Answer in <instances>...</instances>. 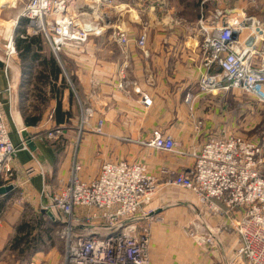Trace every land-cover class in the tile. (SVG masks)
Instances as JSON below:
<instances>
[{
    "label": "crops",
    "instance_id": "0c3cea01",
    "mask_svg": "<svg viewBox=\"0 0 264 264\" xmlns=\"http://www.w3.org/2000/svg\"><path fill=\"white\" fill-rule=\"evenodd\" d=\"M10 1L15 0L3 1L1 6ZM202 1L181 0L178 3L168 0L166 9L159 8L155 13L147 9L146 4L136 5L138 11L130 8L129 4H123L139 15L138 20L132 19V12L126 9L122 20L115 25L117 27L120 22L126 24L130 37L128 46L117 44L110 29L102 37L92 38L82 47L67 49L63 54V64H59L62 73L56 79L49 76L48 68L40 69L38 62L30 63V66L28 62L25 69L20 56L14 58L12 66L8 68L0 61L2 112L10 139L16 146L28 141V149L19 152L12 164L13 175L17 176L18 183L26 186L29 195L34 196L43 189L42 173L48 175L54 172L56 181L53 183L57 186L61 180H68L74 155L83 165L82 177L85 180L97 177L104 162L120 160L144 164L151 176L165 180L167 177L164 178L162 174L164 170L186 172L193 168L194 159L185 154L180 156L149 147L148 143L155 132L173 137L181 147L184 145L193 152L200 150L211 135H240L243 115L241 102L237 104L236 92L225 98L217 93L215 97L198 95L193 105V115L204 121L201 137L196 135L195 120L190 117V106L186 103L187 93L197 90L199 80L206 71L201 39L193 29L201 17ZM259 2L264 4V0ZM219 6L222 9H242L251 5L240 0H220ZM23 8V3H17L16 6L0 10V19L13 26ZM255 19L264 25V17ZM145 25L147 41L142 50L138 46V39ZM42 53L47 61L54 57L47 47ZM40 74L46 76L43 81L39 79ZM73 80L79 87H75ZM121 85L127 88L130 95L120 89ZM134 85L152 97L153 106L150 109L140 106ZM9 86H12L11 94H7ZM227 97L234 100V111L231 113L225 111ZM85 108L92 110V116H86ZM251 123L252 132L259 121L253 118ZM100 127L101 133L98 132ZM58 130L61 136L48 137V134ZM262 136L264 140V133ZM79 137V146L73 155V140L76 142ZM261 137L256 136V139L262 142ZM129 149L134 153H130ZM107 157L113 160H107ZM30 168L35 169L36 173L28 178L27 170ZM9 194L0 195V200L8 199ZM162 203L163 199H155L143 209H154L163 216L158 217L156 222L160 224H154L151 230L152 264H236L235 252L240 240L234 234L227 235L230 231L226 229L230 226L229 220L207 216L205 221L217 233L219 243L212 249L214 251L208 247L196 250L192 247L195 244L186 239L175 243L168 236H163L164 228L172 222L175 226L176 220L184 223L190 216L180 220L178 216L175 218L174 210L166 214ZM188 203L192 209L200 208L195 199H189Z\"/></svg>",
    "mask_w": 264,
    "mask_h": 264
},
{
    "label": "built area",
    "instance_id": "2783aa9c",
    "mask_svg": "<svg viewBox=\"0 0 264 264\" xmlns=\"http://www.w3.org/2000/svg\"><path fill=\"white\" fill-rule=\"evenodd\" d=\"M240 1L251 6L257 4V0ZM17 3L24 6L18 20L28 21L26 35L41 36L61 64L60 56L67 49L82 47L110 29L117 44L125 47L130 43L126 24L122 22L117 27L113 24V17L123 18L124 11L130 10L119 0H16ZM166 3L168 0H156L147 9L155 13L159 8L166 9ZM219 5L220 0H203L201 17L193 27L201 39L206 70L199 80L200 93L210 96L240 91L264 105V25L243 9H222ZM137 16L135 20L139 19ZM16 24L4 45H0V51L10 59L17 55ZM146 27L138 39L142 50L147 41ZM120 89L130 95L124 85ZM133 90L139 95L141 107L148 110L153 106L148 93L138 85ZM8 93H12V86ZM1 96L2 92L0 189L9 186L16 189L17 185L8 180L10 173L13 174V162L19 152L28 149V141H23L21 146L12 143ZM192 100L193 96L187 94L186 103L190 105ZM85 114L92 116V110L85 108ZM203 125L202 120H196V131L203 129ZM98 132L101 133V127ZM60 134L58 130L50 133L49 138ZM148 146L165 153H179L182 148L176 139L159 132L153 134ZM263 154L264 144L223 134L211 137L198 153H193L192 169L178 174L162 172L169 185L198 196L206 208L205 218H229L239 212V218L226 229L239 236L241 245L237 255L246 264H264ZM83 170L74 155L68 180H61L55 188L44 185L41 192L47 200L43 212L63 227L61 235L66 248L60 264H151L153 215L143 209L152 202L158 180L144 164L123 160L104 162L97 177L89 180L83 179ZM35 173L33 168L27 170L28 177ZM202 228L200 231L196 228L191 235L199 246L211 247L215 237L208 226L203 224Z\"/></svg>",
    "mask_w": 264,
    "mask_h": 264
},
{
    "label": "rangeland",
    "instance_id": "374dc122",
    "mask_svg": "<svg viewBox=\"0 0 264 264\" xmlns=\"http://www.w3.org/2000/svg\"><path fill=\"white\" fill-rule=\"evenodd\" d=\"M3 1H7V0H0V10H4L5 8L16 6L15 2L13 4L11 1V3H9L8 7H2L1 3ZM119 1L122 4L131 5V8H134V9H136V11H138L136 5L139 6V4H141V5L146 4L148 7V6L152 5L156 0H143L142 2H141V0H119ZM175 1H178V3L181 2V0H175ZM182 1H185V0H182ZM200 5H201V3H200ZM242 9L246 11L248 16H251L253 18L259 17L261 19L264 17V4L259 2V0H257L256 5L250 6V7L248 6L247 8L243 7ZM17 11H19V10H17ZM11 13H15V12H11ZM132 15H133L132 19H134V18H136L137 13L136 12L134 14L132 13ZM112 20H113V24L115 25V24H118V22L122 20V17H120V18L113 17ZM19 21L20 20H17L15 22V24L17 23L16 24V30L19 29V27L21 25L19 23ZM257 21H260V20H257ZM120 23H122V22H120ZM15 24H13V26ZM13 26H12V24H6L2 19H0V40H2V45H4L5 39H8V35L12 31ZM194 26H195V24H194ZM28 28H29V24H27V26H26V32H27ZM16 30H15V36H16ZM0 45H1V43H0ZM16 51H17V55H15L11 58V63L13 62L12 60L14 58H18L20 56V52L17 50V48H16ZM63 54L64 53H62L60 56L62 61L64 59ZM3 57H4V59H2ZM0 61L6 63L5 52H3V51H0ZM58 63L60 64L59 61H58ZM72 83L74 84V82H72ZM9 87H8V89H9ZM74 91H75V88H74ZM234 92H236V94H237V96H236L237 104H238V101L241 102L240 103L241 104L240 110L242 109V115H243L242 132L239 133L240 135L237 134V137L245 139V141H248V142L250 141V142L260 143L263 145L264 140H263V136L261 137V135L264 133V105L257 104L253 97L241 94L240 91L222 92L219 94V96H224V98H225L226 96L234 94ZM7 94H9L8 90H7ZM187 94H191L193 96V100L191 101V104L189 105L190 110H191L190 117L195 120L194 123L196 126V120H198L199 118H197L195 115H193V113H194L193 105H194L198 95L203 96L199 90V83L197 85V90L195 92H189ZM210 96L215 97V95H212V94ZM204 97H207V96H204ZM228 100H229V102H228ZM226 103H227V106L225 107V111L226 112L229 111V113L233 112L234 111V108H233L234 100H233V98L229 99L227 97ZM237 110H238V108H237ZM253 118H257V120L259 121V124H257L258 128L256 127L255 128L256 130L253 129L255 131L251 132L250 128L252 129V127H251L252 123L251 122H252ZM203 123H204V121H203ZM246 125H248L249 127L246 128ZM203 130H204V125H203V129H201L199 132L196 131V135L201 137V135L203 134ZM229 135H230V133H229ZM234 135L235 134H231V136H234ZM256 136L257 137L260 136L263 141L261 142L258 140V138L256 139ZM48 137H49V134H48ZM211 137H216V136L211 135ZM80 139H81V137H79V139L77 138L76 142H74L75 140H73V143H74L73 155L75 153L76 147L79 146L78 141ZM257 141H259V142H257ZM200 150L193 152L192 149L185 148L183 145V147L181 149H179V151H178L179 153H176V154L180 155V156L188 155V156L192 157L193 153H198ZM129 152L134 153V151L130 150V149H129ZM73 155H72V157H73ZM111 158L112 157H107V160H110ZM112 160H113V158H112ZM70 164H71V162L69 163V165ZM261 166H262L261 169H262L263 174H264V154L262 156V165ZM166 171H169V170H164L163 172H166ZM178 173H180V172H177V174ZM10 174L12 176L9 177L8 182L9 183L14 182L19 187H17L15 189V191H13L12 193L9 194V196L7 197L8 199L3 200L5 202L0 200V264H60V262L64 256L65 248H66L65 247L66 246L65 241L62 239V235H61V231L63 229L62 225L58 224V222L51 219L47 213L43 212L42 207L45 206V204L47 203V200L45 199V197L42 196V194H41L42 190H41V192H36L34 196H31L25 190L26 186L21 185L20 182L18 183L17 176L15 177V175H13L12 173H10ZM46 174L43 175L44 185H49L52 188H55L57 186V185H54V183L56 181L55 173L53 172V174H48V175H46ZM28 178H30V177H28ZM164 178H165V176H164ZM3 181L6 182L5 179H3ZM155 199H158V200L163 199L162 208H164V211H163L164 213H165V210L167 211L166 214H170L171 211L174 210L176 212L175 218L178 216L180 218V220L181 219L186 220L187 217L190 216V219L187 222L181 223L180 221L176 220L177 224H175V226L172 225L173 224V222H172L170 225L167 226V228H164L163 236H168L169 238H171L170 240L172 242H175V243H181V241L183 239H186L191 244H193V243L195 244L194 246H192V245L191 246L194 247L196 250L197 249L203 250L202 248H205V247L199 246L197 244V240L195 238H193L191 235L194 231L196 232V228H198L199 231L202 230L203 224H205L209 228L208 223L205 221L206 218L204 215L206 208H204L203 204L200 202V199H198V196L195 195L194 193L190 192V191H186V190H182V189L172 187L171 185H169V180L167 178H165V180L164 179L158 180L157 191H156V194H155L152 202H154ZM166 199H169V201H166ZM189 199H195V201L198 202V205L200 206V208H198V207L193 208V209L190 208L189 207L190 204L188 203ZM152 202L148 206H150L152 204ZM150 210H151L152 215H153V222H152V229H151V230H153L154 224L155 225L160 224L159 222H156L158 217L162 218L163 216L158 214V212H156L154 209H150ZM238 214H239V212H236L235 214H232L231 217H229V218L226 217V219L229 220V222L231 224L236 219L239 218ZM195 219H196V221H195ZM166 222L168 223V220H166ZM188 224H189V226L187 228H185ZM22 226H28L29 227L28 235H26L27 231L20 233V228ZM209 230L213 233V235L215 237V239H214L215 243L211 247L208 246V248H210L211 251H214L212 249H214L217 246V244L219 243V239H218L217 233H215L214 230H212L211 228H209ZM227 233H228L227 235L234 234V235L238 236L236 234V232L233 230H230ZM22 236H26L28 241L26 243H21L19 245L18 242L20 240V237H22ZM160 236H161V234H160ZM239 240H240V238H239ZM171 241H170V243H172ZM152 242H154V241H152ZM239 242L241 245V240ZM240 245H239V247H240ZM191 251L194 252L195 250L193 249ZM237 251H238V249L235 252V254H236L235 259L237 261L236 264H246V261H243V260L240 261L238 259ZM187 252L189 253V250H187ZM150 257H151V253H150ZM151 264H152V261H151Z\"/></svg>",
    "mask_w": 264,
    "mask_h": 264
},
{
    "label": "trees",
    "instance_id": "16d2710c",
    "mask_svg": "<svg viewBox=\"0 0 264 264\" xmlns=\"http://www.w3.org/2000/svg\"><path fill=\"white\" fill-rule=\"evenodd\" d=\"M19 23L21 24L19 29L16 30V36H15V44H16V48L17 50L20 52V58L24 64V66L26 67L25 69H27L28 67L26 66V64L28 63V65L30 63L35 64L36 62H38V66L40 67V69H44V68H48L50 71V75L52 77V79H56L58 77L59 74L62 73V69L57 61L56 58H54L53 56L47 61L46 58L43 56L44 49L47 47L49 48L48 44L46 43V41L41 37V36H36V37H29L26 35V26L28 24L27 20H23L21 19L19 21ZM50 49V48H49ZM31 65V64H30ZM29 65V66H30ZM32 68V66L30 67V69ZM45 75L40 74V81H43L45 79ZM75 87H79L77 85V82L75 80H73ZM58 107L56 109V111H59ZM27 231L28 235V231H29V227L28 226H22L20 228V233H23ZM28 241V239L26 238V236H22L20 237V240L18 242V244L20 245L21 243H26Z\"/></svg>",
    "mask_w": 264,
    "mask_h": 264
},
{
    "label": "water",
    "instance_id": "95a60500",
    "mask_svg": "<svg viewBox=\"0 0 264 264\" xmlns=\"http://www.w3.org/2000/svg\"><path fill=\"white\" fill-rule=\"evenodd\" d=\"M12 191H14V187L13 186H9L7 188H1L0 189V195H6L8 193H11Z\"/></svg>",
    "mask_w": 264,
    "mask_h": 264
},
{
    "label": "bare ground",
    "instance_id": "6f19581e",
    "mask_svg": "<svg viewBox=\"0 0 264 264\" xmlns=\"http://www.w3.org/2000/svg\"><path fill=\"white\" fill-rule=\"evenodd\" d=\"M15 1H16V0H15ZM15 1H12V3L14 4ZM9 3H11V1H10ZM8 5H9V4H5V5H3V6H4V7H8ZM14 26H15V25H14ZM12 29H13V28H12ZM2 59H4V57H3ZM5 61H6L5 64H7V68L10 67V66H12V65H11V59L8 57V54H7V57H5Z\"/></svg>",
    "mask_w": 264,
    "mask_h": 264
}]
</instances>
